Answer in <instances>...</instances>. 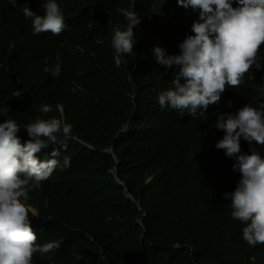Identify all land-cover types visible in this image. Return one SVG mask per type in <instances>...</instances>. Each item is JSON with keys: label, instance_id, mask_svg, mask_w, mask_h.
Wrapping results in <instances>:
<instances>
[{"label": "trees", "instance_id": "16d2710c", "mask_svg": "<svg viewBox=\"0 0 264 264\" xmlns=\"http://www.w3.org/2000/svg\"><path fill=\"white\" fill-rule=\"evenodd\" d=\"M61 1L68 29L51 38L30 34L15 4L0 0V116L23 119L43 98L60 101L78 136L95 148L75 144L71 169L30 192L28 202L39 212L34 221L40 240L59 241L58 249L36 264H264V248L241 240L226 204L214 197L209 182L217 179L214 167L205 176L209 163L205 149L199 150L207 143L210 119L159 113L152 101L165 77L156 72L145 44L180 28L185 14L169 0L172 26L145 23L136 68L132 63L115 67L105 22L119 20L117 9L132 1ZM153 2L134 0L133 5L143 12ZM55 59L58 76L44 71ZM11 79L22 87L20 94L12 95L20 90ZM262 95L255 77L229 98L257 103ZM109 146L119 160L118 175L141 211L113 185L108 173L113 159L101 152ZM141 212L142 227L136 221Z\"/></svg>", "mask_w": 264, "mask_h": 264}, {"label": "clouds", "instance_id": "9594fccd", "mask_svg": "<svg viewBox=\"0 0 264 264\" xmlns=\"http://www.w3.org/2000/svg\"><path fill=\"white\" fill-rule=\"evenodd\" d=\"M131 1L130 6L117 9L119 20L105 22L115 67L132 63L136 68L145 23L166 28L175 22L166 12L169 0H154L143 12ZM10 2L34 36L57 38L68 29L61 0ZM170 2L185 14L181 27L145 44L156 72L165 77L164 84L154 90L153 104L159 113L200 122L210 119L204 133L207 143L199 150L205 149L209 163L205 176L214 167L217 179L209 181L214 197L226 204L238 236L248 247L264 248V0ZM44 71L58 76L59 60ZM255 77L263 99L241 101L240 108L229 94ZM127 79L131 80L130 73ZM130 96L133 102L134 93ZM132 107L135 111V104ZM75 144L95 150L78 136L60 101L43 98L33 106L32 115L23 119L10 113L0 116V264H36L38 257L49 258L58 249V240H40L34 221L39 212L28 202L29 194L71 169ZM101 152L113 159L108 169L113 185L121 187L127 200L141 211L139 200L118 175L113 147ZM143 216L141 212L136 219L141 227Z\"/></svg>", "mask_w": 264, "mask_h": 264}, {"label": "bare ground", "instance_id": "6f19581e", "mask_svg": "<svg viewBox=\"0 0 264 264\" xmlns=\"http://www.w3.org/2000/svg\"><path fill=\"white\" fill-rule=\"evenodd\" d=\"M5 47L7 48V50H8V52L9 53H11V45L9 46L8 44H6V42H5ZM11 81H12V83L14 84V85H16V87L18 88V90H20V91H22V87L18 84H16L17 82H15L13 79H11ZM50 93V91H48L47 92V94H49ZM25 94V96H26V93H24ZM26 98H27V96H26ZM237 104H240L239 105V107L241 108V107H243V104L241 103V101L240 100H238L237 101Z\"/></svg>", "mask_w": 264, "mask_h": 264}]
</instances>
